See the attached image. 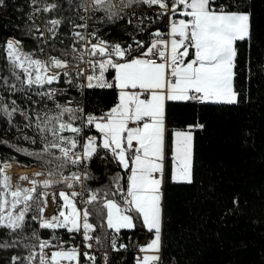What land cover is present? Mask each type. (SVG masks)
Masks as SVG:
<instances>
[{
  "label": "snow or ice",
  "instance_id": "1",
  "mask_svg": "<svg viewBox=\"0 0 264 264\" xmlns=\"http://www.w3.org/2000/svg\"><path fill=\"white\" fill-rule=\"evenodd\" d=\"M66 2L67 8L59 0H29L28 5L29 32L50 51L56 50L57 43L63 45L58 55L41 59L24 52L19 40L10 39L5 44L8 67L7 74L0 75V87L22 93L30 104L51 101L55 114L41 116L33 109V115L16 100L6 103L8 98L0 95V114L8 123L19 114L26 121L24 127L34 128L36 133L22 139L37 145L39 151H22L47 168L34 177L20 176L13 183V177L5 173L8 163L0 162V231L10 238L0 242V249L26 251L23 256L12 255L8 264H81L82 259L95 264L96 258L89 252L75 246L65 248L56 235L45 239L37 231L81 233L84 247L90 249L89 242L98 239L93 236L96 226L90 222L95 214L113 233L134 229L139 220L153 238L140 246L142 255L136 264H162L165 104L238 103L240 94L234 88L237 42L251 38L252 14L244 0ZM5 5L6 0H0V7ZM137 5L158 9L157 19L168 17V32L157 28L148 33L153 38L147 43L134 40L133 47L109 42L102 33L91 30L99 26L97 20L101 25L117 21L143 24L135 12ZM129 9L132 19L124 14ZM148 19L151 22L152 18ZM68 25L72 28L68 33L71 42L65 45L61 29ZM61 82L81 90L117 89L118 102L102 115L73 107L71 100L58 103L57 96L65 95L66 90L53 85ZM33 92L39 101L32 100ZM91 129L95 134H88ZM174 138L171 178L192 184V131H176ZM96 159H110L127 174L126 180L117 173L107 188H89L88 182L95 179L91 164ZM69 168L75 171L67 172ZM61 185L62 190L50 191ZM51 205L58 211L48 216ZM111 246L118 250L115 238Z\"/></svg>",
  "mask_w": 264,
  "mask_h": 264
},
{
  "label": "trees",
  "instance_id": "2",
  "mask_svg": "<svg viewBox=\"0 0 264 264\" xmlns=\"http://www.w3.org/2000/svg\"><path fill=\"white\" fill-rule=\"evenodd\" d=\"M59 2L67 8L66 0ZM244 4L252 14L251 38L237 42L234 88L240 94L238 103L167 102L168 155L172 152L175 130L203 127L193 130L192 184L173 181L172 159L167 160L162 203V264H264V0H244ZM28 5L29 0H6V5L0 7V75L7 74L5 44L10 37L21 41L28 53L35 54L37 49L46 46L28 30ZM67 15L76 19L71 13ZM149 23V20L142 25L117 21L101 25L97 20L99 26L92 30L102 33L106 40L134 44L137 38L149 39V30L157 27ZM69 26L61 29L65 45L71 42ZM62 48L57 43L56 50L50 52L58 55ZM53 87L66 90L65 95L57 96L56 102L64 104L71 98L80 99L85 110L94 115L104 114L118 102V90L114 88L82 91L64 82ZM0 95L8 98L6 103L16 100L20 108L33 115V109L41 116L55 114L51 101L30 104L22 93L13 94L2 87ZM40 99L32 93L33 101ZM25 123L19 114L11 123L0 114V162H21L24 166L37 162L35 157L22 151H39L37 145L22 139L36 134L34 128H25ZM88 134H95L94 129L88 130ZM71 171L75 169H67ZM91 171L95 179L88 182L89 188L97 190L107 188L117 173L125 180L127 175L110 159H96ZM90 222L96 226L93 236L98 239L89 243L111 250L107 256L110 264H135L133 254L120 245L134 248L149 233L139 220L135 221L134 229H121L119 233L102 226L103 219L95 214ZM37 231L45 239L56 235L65 242V248L82 246L81 252H89L81 233H68L64 229H57L55 233L38 228ZM113 234L119 251L111 246ZM8 239L0 231V242ZM26 254L21 248L0 249V264H8L12 255ZM100 255L94 252L93 256L100 258ZM82 261L91 264L87 259Z\"/></svg>",
  "mask_w": 264,
  "mask_h": 264
},
{
  "label": "built area",
  "instance_id": "3",
  "mask_svg": "<svg viewBox=\"0 0 264 264\" xmlns=\"http://www.w3.org/2000/svg\"><path fill=\"white\" fill-rule=\"evenodd\" d=\"M131 12H132V10L129 9V10H127L124 13L128 19H132ZM135 12H136V15L138 17L143 18V21L144 22H145V20H149L148 17H151L152 18L151 19L152 22H150L148 25H150V26L157 25L156 28L150 29L149 32L150 31H155L157 28H159V30L161 32H163V33H167L168 32V30H169V18L168 17H160L159 19H157L156 17H157L158 9L149 8L147 6L140 5V6L135 7ZM81 14L82 15H86L84 13H81ZM172 18L173 19H180L179 16H174ZM144 22H143V24H144ZM89 23L92 24V21H89ZM133 24H140V25H142L138 21H134ZM68 29H69V32L72 31L71 26H69ZM151 38H153V37H151L149 35V39L148 40L143 39V38H137L136 40H141V41L147 43ZM10 39H12V38H9L8 40H10ZM108 41L109 42H112V43H117L115 41H110V40H108ZM43 45H46L45 48L43 47V49H44L43 53L40 52V49H37L36 52H35V56H37L38 58H41V59H47L48 56L49 55H52V54H51V52L49 50V46L47 44H43ZM124 45H129V42L125 43ZM133 47H135V46H133ZM26 53H28V52H26ZM83 66L84 65H81V67H83ZM108 78L111 79V75H109ZM86 90L87 89H82V91H86ZM69 100H71V102H72L71 106H73V107L79 106V107H82V108L85 109L84 101H82L80 99H77V98H71ZM190 102L202 104L201 102H198V101H190ZM36 168H38V169H36ZM39 168H40V170H39ZM33 169L34 170L31 169L32 172L30 171L29 174H28L30 177H34V174H36V173L46 172V168L45 167H41V166L40 167H33ZM42 178L43 177H40V179H42ZM13 183H15V182H13ZM54 210H55V206H54ZM54 210L47 209L46 213L49 214V215H52V214H54ZM113 237H114V234L112 235V238ZM148 237H149V233H147V235L144 237V239L137 246H135L134 248H131L130 245L129 246L128 245H124L125 246L124 247V251L133 254V259H134L135 264H136L137 258L142 255V253L139 251V248H140V246L145 245V241L147 240ZM82 248H83L82 246H79V250L80 251L82 250ZM89 252H90L91 255H94V252H99L101 254L100 255V258H96V261H98V262H96L95 264H110L108 258L105 255V252L103 250H101L99 248H96L94 245H92V247L89 249ZM81 264H88V263L81 260Z\"/></svg>",
  "mask_w": 264,
  "mask_h": 264
},
{
  "label": "crops",
  "instance_id": "4",
  "mask_svg": "<svg viewBox=\"0 0 264 264\" xmlns=\"http://www.w3.org/2000/svg\"><path fill=\"white\" fill-rule=\"evenodd\" d=\"M180 18H183V17H180ZM167 102H168V101H167ZM167 102H166V104H165V129H166V133H165V160H164L165 171H164V181H163V185H162V189H161V192H162L161 205H162V203H163V193H164V184H165V173H166L167 160L169 159V157H172V155H173L174 139H175V138H174V133H175L176 131H188L189 129H191L192 134H193V130L199 127V125H196V126H193V127H187V128H184V129H177V130H175L174 133H173V147H172V152H171L170 155H168V151H167V130H168V127H167V123H166V106H167ZM171 159H172V158H171ZM192 165H193V160H192ZM172 167H173V170H174V161H173V160H172ZM172 174H173V172H172ZM54 206H55V205H54ZM162 207H163V206H162ZM151 238H153V237H152V234H151V236H150V234H149V237H148L147 240L145 241V245H146L147 243L150 242ZM161 239H162V238H161Z\"/></svg>",
  "mask_w": 264,
  "mask_h": 264
},
{
  "label": "rangeland",
  "instance_id": "5",
  "mask_svg": "<svg viewBox=\"0 0 264 264\" xmlns=\"http://www.w3.org/2000/svg\"><path fill=\"white\" fill-rule=\"evenodd\" d=\"M137 25H140V24H137ZM11 38V37H10ZM137 37H135V39H136ZM18 40V39H17ZM115 42H117L118 43V41H115ZM22 47V46H21ZM24 52H27L26 50H23ZM10 162H12V163H15V162H13V161H10ZM9 162V163H10ZM17 163V166L16 167H18V168H25V169H32V170H34L33 169V167H40L39 165H38V162H35L34 164H32L31 166H24L21 162H16ZM7 168H9V167H7ZM36 169H38V168H36ZM39 170H40V168H39ZM32 172V171H31ZM5 173L8 175V176H10V177H13V182H16V178H18V177H20V176H24V175H28L29 173H22V174H20V173H16L15 175H14V173L13 174H10V171L8 172V171H5ZM29 176V175H28ZM62 188H63V186H58L57 188H55V189H50V191H60V190H62ZM162 206H163V204H162ZM55 210L56 211H58V209H56V205H55ZM46 215H48V216H51V215H49V214H47L46 213ZM53 215V214H52ZM162 222H163V207H162ZM161 238H162V230H161ZM101 250H103L104 252H105V255H106V257L108 256V255H110L111 254V250H109V249H104V248H100ZM108 258V257H107Z\"/></svg>",
  "mask_w": 264,
  "mask_h": 264
},
{
  "label": "bare ground",
  "instance_id": "6",
  "mask_svg": "<svg viewBox=\"0 0 264 264\" xmlns=\"http://www.w3.org/2000/svg\"><path fill=\"white\" fill-rule=\"evenodd\" d=\"M11 38L12 39H16L14 37H11ZM129 45L135 46V44H132V43H129ZM7 163L9 165L8 166L9 168H6L5 171H8V172L10 171V174H13L14 173V175H15L16 173H20V174H22V173H29L31 171V169L30 170L29 169H25V168H21L20 169V168L16 167L17 166V163L16 162L15 163H12V162L9 163V162H7ZM48 209L54 210V205H51Z\"/></svg>",
  "mask_w": 264,
  "mask_h": 264
}]
</instances>
